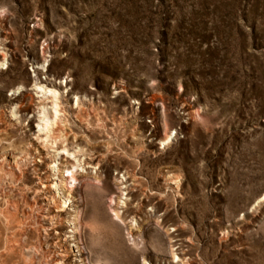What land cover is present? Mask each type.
<instances>
[{
  "label": "rangeland",
  "instance_id": "1",
  "mask_svg": "<svg viewBox=\"0 0 264 264\" xmlns=\"http://www.w3.org/2000/svg\"><path fill=\"white\" fill-rule=\"evenodd\" d=\"M60 256L264 264V0H0V264Z\"/></svg>",
  "mask_w": 264,
  "mask_h": 264
},
{
  "label": "bare ground",
  "instance_id": "2",
  "mask_svg": "<svg viewBox=\"0 0 264 264\" xmlns=\"http://www.w3.org/2000/svg\"><path fill=\"white\" fill-rule=\"evenodd\" d=\"M44 126L47 127L46 122L44 123L43 127ZM58 148H60V147H58ZM61 148L63 151L68 153L66 151L67 150L66 148H64V147H61ZM39 156L42 158H47V159L49 157V155H47L46 151H44L43 154L40 153ZM51 156L55 157L54 159H57V163L55 164L56 166H54L55 170H56V176L54 177V180H51L50 177H48V176H41V177H39L38 183L43 190H46L50 187L55 186L57 191H60V194H62L63 190L65 189V186H67V184L70 183L69 181L70 180H76L78 176H81V174L76 171V166L73 163V161L71 159H69L68 156L66 154H64L62 151L58 152L57 149H55L54 154H50V157ZM89 163H90V161H87V163H85V164L90 165ZM67 172H69V173H67ZM74 207H75L74 208V214H73L72 219H71V224H73V228H75V231L78 232L80 209H78L76 206H74ZM45 209H47L46 210L48 212L47 214H49V217H51V218H59L61 216L60 215V211H62L61 208L47 206ZM59 255H62V254L59 253ZM54 263L55 264H62L63 263L62 257L61 256L56 257L54 259Z\"/></svg>",
  "mask_w": 264,
  "mask_h": 264
}]
</instances>
